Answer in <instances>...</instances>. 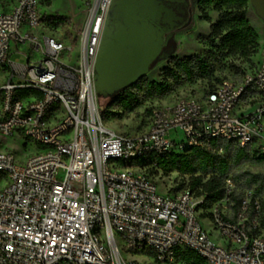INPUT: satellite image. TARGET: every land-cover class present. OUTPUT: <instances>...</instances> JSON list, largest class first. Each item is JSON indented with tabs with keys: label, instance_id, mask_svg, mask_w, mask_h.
Wrapping results in <instances>:
<instances>
[{
	"label": "built area",
	"instance_id": "2783aa9c",
	"mask_svg": "<svg viewBox=\"0 0 264 264\" xmlns=\"http://www.w3.org/2000/svg\"><path fill=\"white\" fill-rule=\"evenodd\" d=\"M111 1L94 0L66 40L41 32L49 20L40 0H5L0 11V136L34 147L23 159L0 150V264H148L126 261L131 252L183 264V249L205 264H264L252 192L233 216L227 180L224 199L205 211L197 192L160 193L147 168L133 165L189 148L214 152V142L263 155L264 36L244 74L151 108L142 131L120 134L102 121L94 80Z\"/></svg>",
	"mask_w": 264,
	"mask_h": 264
},
{
	"label": "trees",
	"instance_id": "16d2710c",
	"mask_svg": "<svg viewBox=\"0 0 264 264\" xmlns=\"http://www.w3.org/2000/svg\"><path fill=\"white\" fill-rule=\"evenodd\" d=\"M47 4L50 5L49 0ZM247 5L248 0H202L199 3L198 6L202 8L211 7L216 11L223 10L220 19L211 25L209 37L213 49L220 54L250 58L256 52L258 35L246 18ZM201 18L209 22V17L206 14L202 15ZM63 23V19L49 20L46 26ZM257 62H252L247 67L237 65L232 74H244L248 67H254ZM213 73L214 65L199 56L172 59V66L163 70L164 80L162 82L142 80L113 96L101 111L102 120L118 118L122 112L132 113L140 105L141 99L164 98L181 83L193 84L196 82L203 84V90L205 86L212 89L214 85L222 81L217 80L216 83H210ZM26 96H28V92L18 93L19 98ZM150 112L151 108L145 110V117H148ZM213 146L214 152L189 148L156 161L151 157L140 159L135 161L133 165L147 168L146 171L155 170L163 175L175 173L181 179L185 178V187L204 197L202 208L205 211L224 199L226 181L231 180L237 187L254 193L253 200H257L261 206L259 223L261 230L264 231V175L237 171L239 167L247 163L263 165L264 154L257 155L249 148H242L229 142H214ZM153 163L156 165L155 168L152 167ZM178 190L175 188L174 192ZM241 203V196L232 191L230 209L233 216L238 213ZM205 216L206 214L202 217ZM178 258L183 264H205L201 258L186 249L178 251Z\"/></svg>",
	"mask_w": 264,
	"mask_h": 264
},
{
	"label": "rangeland",
	"instance_id": "374dc122",
	"mask_svg": "<svg viewBox=\"0 0 264 264\" xmlns=\"http://www.w3.org/2000/svg\"><path fill=\"white\" fill-rule=\"evenodd\" d=\"M40 1L41 5H39V12L44 15L45 19L50 21H55L56 19L64 20V23L61 25L50 24L41 31L44 35L59 40H66L68 37L72 36V33H76V31L81 28L84 18L88 15L89 10L94 3V0H49L50 5H48V0ZM4 3L5 0H0V11L8 8ZM222 12L223 10L216 11L211 7L202 8L200 6H194L190 9L186 23L178 28L173 36L171 43L172 52L167 53L166 56L153 64L149 68L146 76L138 82L142 80L157 83L162 82L164 80L163 70L166 67L172 66V59L175 58L182 59L188 56H199L211 62L214 65V73L210 79V83H216L217 80L220 81L230 78L237 65H240V67H247L248 65H251L252 62H257L258 47L264 36V20L256 14L254 8L248 3L246 8V18L258 35L256 52L250 58H243L239 55L232 57L217 52L213 49L209 41L211 25L220 19ZM204 14L209 17V22H206L201 18ZM78 52L79 49L77 46L72 53L73 56H77ZM1 79L2 75L0 74V82ZM202 91L203 84L196 82L193 84L181 83L174 88V91L171 94L164 98L153 100L141 99L140 105L134 110V112H122L118 118L102 121L108 128L117 133H137L146 127L147 119L144 115L145 110L161 107L172 103L179 98L188 97L191 92L199 95ZM111 98L112 97L109 96L97 95L100 111H103ZM20 145L21 141L17 138L10 139L0 136V150H13L20 159H23L25 155H28L34 149V147H29L27 145L23 151L20 148ZM237 171H248L264 175V164L257 165L254 163H247L239 167ZM146 173L153 178L160 193H165L169 189L174 192L175 188H178V191L185 188L186 179H181V177L175 173L163 175L155 170H147ZM231 185V191L240 195L241 198L244 197L246 192L250 191L237 187L233 182ZM252 195H254L253 192ZM230 213H232L231 209ZM202 225L205 229H209L206 221H203ZM212 236L216 239L217 234L213 232ZM123 258L126 261L138 260L147 262L148 264H154L151 256L143 253H123Z\"/></svg>",
	"mask_w": 264,
	"mask_h": 264
},
{
	"label": "flooded vegetation",
	"instance_id": "af4514ba",
	"mask_svg": "<svg viewBox=\"0 0 264 264\" xmlns=\"http://www.w3.org/2000/svg\"><path fill=\"white\" fill-rule=\"evenodd\" d=\"M157 1L158 5L164 8L163 11L150 7L148 13L140 16L125 12L121 15L116 14L118 18L113 20L106 19L104 24L105 36H102L101 39V41L106 42L103 46L106 48L110 44L122 46L128 38L136 37L142 42L140 51H142L145 57L144 61L149 63V68L166 56L167 53L172 52L171 43L175 32L186 23L189 10L194 6H198L202 0ZM115 2L116 0L111 1L109 10L112 9ZM130 86L118 89L113 94L107 96L113 97Z\"/></svg>",
	"mask_w": 264,
	"mask_h": 264
},
{
	"label": "water",
	"instance_id": "95a60500",
	"mask_svg": "<svg viewBox=\"0 0 264 264\" xmlns=\"http://www.w3.org/2000/svg\"><path fill=\"white\" fill-rule=\"evenodd\" d=\"M256 14L264 20V0H248ZM150 7L164 8L157 0H116L115 5L107 13L106 19L118 18L116 14L132 13L142 15L150 11ZM102 36H105V29ZM108 43V42H107ZM105 41H101L96 60L95 93L100 96L113 94L114 91L130 86L141 80L149 70V63L140 51L142 42L133 37L128 38L122 46L110 44L107 48Z\"/></svg>",
	"mask_w": 264,
	"mask_h": 264
},
{
	"label": "crops",
	"instance_id": "0c3cea01",
	"mask_svg": "<svg viewBox=\"0 0 264 264\" xmlns=\"http://www.w3.org/2000/svg\"><path fill=\"white\" fill-rule=\"evenodd\" d=\"M203 221H206V222L208 223V227H209V229H205V230L209 233L211 239H212L215 243H217V244L224 245L223 241L219 238L218 235H217L216 239H214V237L212 236V233H213V232L216 233V232L212 229V226H211L210 221H208V219H203V220H202V223H203ZM203 227H204V226H203ZM216 234H217V233H216Z\"/></svg>",
	"mask_w": 264,
	"mask_h": 264
}]
</instances>
